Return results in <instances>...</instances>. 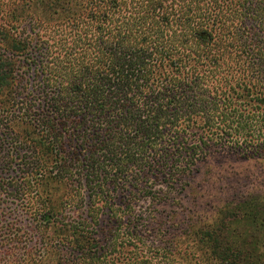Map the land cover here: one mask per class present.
Masks as SVG:
<instances>
[{"label": "trees", "instance_id": "trees-1", "mask_svg": "<svg viewBox=\"0 0 264 264\" xmlns=\"http://www.w3.org/2000/svg\"><path fill=\"white\" fill-rule=\"evenodd\" d=\"M0 128L42 188L38 245L0 264H174L139 224L159 217L144 188H189L215 155L264 161V0H0ZM111 188L141 191L146 218ZM225 226L193 232L195 264H264V240Z\"/></svg>", "mask_w": 264, "mask_h": 264}, {"label": "rangeland", "instance_id": "rangeland-1", "mask_svg": "<svg viewBox=\"0 0 264 264\" xmlns=\"http://www.w3.org/2000/svg\"><path fill=\"white\" fill-rule=\"evenodd\" d=\"M12 129L21 132V127ZM1 133H4L2 128H0V218H2L0 229L9 226L12 230H18V234L15 241L0 247V259L6 258L4 254L9 252L16 254V258H22L24 251L39 243L37 224L31 216L36 213V208L41 207V201L30 200V188L35 186H28L26 158L29 156L28 152L25 147L19 150L21 145L9 141L4 134V138L1 139ZM191 180L193 186L189 188H165L160 185L155 188H144L158 198L155 204L159 210V217L149 220L150 222L148 219L143 220L144 222L139 221V224L152 225L154 230L148 240L152 244L170 248L175 255L174 264L200 262V257L198 259L192 257L193 254L199 253L191 244L193 232L201 231L205 227L214 229L226 223L223 232L233 244L240 243L247 237L254 242L257 237L264 240V161L245 160L231 154L215 155L209 159L201 174ZM37 187L35 189L42 190ZM111 189H115V193L110 195L113 200L109 203H127L130 200L137 214L141 213L146 218L147 211L153 205L148 197H142L141 191L134 197H126L124 191L131 188ZM53 190L59 197L64 191L63 188L55 186ZM103 219L107 228L116 230V226L107 220V216ZM138 229L141 230V227ZM146 244L150 245L147 242ZM183 255L187 257L182 259ZM51 261L54 263L55 259L51 258Z\"/></svg>", "mask_w": 264, "mask_h": 264}]
</instances>
